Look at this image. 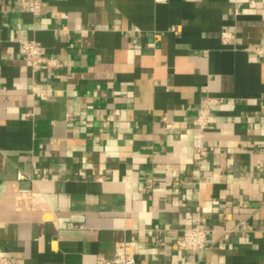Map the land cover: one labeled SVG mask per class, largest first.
<instances>
[{
    "label": "crops",
    "instance_id": "1",
    "mask_svg": "<svg viewBox=\"0 0 264 264\" xmlns=\"http://www.w3.org/2000/svg\"><path fill=\"white\" fill-rule=\"evenodd\" d=\"M21 1L0 0V254L94 264L135 238L136 264H264V0ZM192 223L203 250L178 248Z\"/></svg>",
    "mask_w": 264,
    "mask_h": 264
},
{
    "label": "built area",
    "instance_id": "2",
    "mask_svg": "<svg viewBox=\"0 0 264 264\" xmlns=\"http://www.w3.org/2000/svg\"><path fill=\"white\" fill-rule=\"evenodd\" d=\"M21 8L28 10L35 15H38L42 10L41 0H22ZM226 43L235 41L233 32H224L222 35ZM20 52L28 57L32 62L34 70H39L42 65L60 66L61 62L58 59L51 58L47 55L42 44L33 39H19ZM259 55H264V47L257 48ZM35 91L42 99H47L53 95V88L49 83H36ZM222 102V99L207 98L203 106L200 108L198 115L195 118V124L198 127L197 136L194 138L193 144L199 156H203L206 152L204 137L207 128L212 122V104ZM167 127H171L168 123ZM20 178L26 177L24 173H19ZM208 230L201 226L200 223H192L182 229V236L177 239L178 248L184 251H200L206 248ZM137 241L135 238L122 240L116 244L113 257H97L94 264H136ZM0 264H20L17 257L12 255L0 254Z\"/></svg>",
    "mask_w": 264,
    "mask_h": 264
}]
</instances>
